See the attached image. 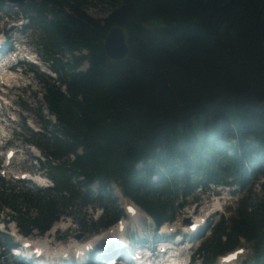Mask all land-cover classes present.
<instances>
[{"label": "trees", "instance_id": "16d2710c", "mask_svg": "<svg viewBox=\"0 0 264 264\" xmlns=\"http://www.w3.org/2000/svg\"><path fill=\"white\" fill-rule=\"evenodd\" d=\"M19 6L40 29L55 73L27 65L55 117L41 119L42 132L27 139L40 151L42 158H34L52 185L33 187L19 201L0 178V215L7 211L21 233H44L61 216L87 207L101 209L99 228L113 224L123 211L112 183L158 225L173 220L178 197L197 188L245 189L264 177V0H36ZM88 6L110 12L99 20ZM115 24L124 28L129 49L121 60L108 58L102 47ZM63 51L71 60L56 58ZM84 61L88 66L80 70ZM207 226L198 252L203 264H214L241 241L252 245L251 264H264V193L239 197L229 216ZM2 241L12 245L6 234Z\"/></svg>", "mask_w": 264, "mask_h": 264}, {"label": "rangeland", "instance_id": "374dc122", "mask_svg": "<svg viewBox=\"0 0 264 264\" xmlns=\"http://www.w3.org/2000/svg\"><path fill=\"white\" fill-rule=\"evenodd\" d=\"M2 4L3 5L0 4V37L5 39V42H12L13 39L18 38L21 42V48H28L33 53H35L38 58L42 60V62L45 63L46 55L40 44V29L36 25L32 24L31 20L27 16L28 13H24L21 7H17L16 5L9 6V4L7 3ZM86 12L94 18L101 20L105 18L110 11L107 7L88 6L86 8ZM17 20H23L24 24L27 23L26 26L22 25V28L19 27L18 29H15L11 22ZM1 32H4V35H2ZM82 53L85 54L86 51L83 50ZM74 55H78V52L73 53V56ZM56 58L62 61L66 59L71 60V55L67 51H63L57 54ZM87 65L88 64L86 62H83L79 66V69L81 70L83 68H87ZM44 67H36L34 68V70L42 73L41 70H46ZM22 69V80L19 79L21 81L15 83V85L18 87H16L14 91L12 89L7 93V96L12 95L14 105L12 109L11 107H7L6 111L9 114L15 115L17 121L16 123H12V126L14 127V131L10 136L12 138L9 139L6 143H2V147H0V176H4V179L7 180V184H5L8 187L7 190L18 195L19 201L22 200L23 195L33 192L31 190L33 187V183L32 181L30 182V180L12 181L14 179L12 176L18 175L20 172L25 174L30 172L32 174V180H36L33 176L34 174H38L41 177L46 176L44 174L45 170L39 167V164L33 157L35 155H39V157L41 158L39 150L36 147L28 145V143L26 144V140L30 138L31 131H42L41 119L49 118L51 122L55 121V117L51 115L46 108H44L41 95L42 86L37 74L35 72L27 70L26 67ZM50 71L51 75L55 77L54 72L51 69ZM17 76H19V73H17ZM228 115L231 117L232 113L228 112ZM10 146L15 150V155L10 158V163H7V160L4 159L3 156L5 154V150ZM111 186L113 189V195L118 198L117 204H119V207L123 209L125 203L128 202V199L121 194L120 189L118 188L116 183H112ZM94 188V186H91V189ZM232 188L234 189L233 192H231L232 190H228L229 188H224L223 186L210 185L207 186L206 189H196L186 198L182 196L178 197L177 202L181 203L182 207L176 209L174 220L167 224L169 230L174 229L171 233H169L170 236H172L175 231H180L186 228L183 223V220L186 218L191 221L196 218L202 217L201 219L205 220L207 216L211 214L212 210V212H214L212 213V219L215 220L220 214L224 213L225 215H228L230 211L233 212L236 209V198H239L246 193L248 194L250 191L252 192V196L254 198H259L264 193V177H257L253 182V185L247 186L245 189H240L238 187ZM215 199H219L220 204L213 206L212 202ZM6 212L7 211L4 210V212L0 215V235L6 234L8 232L9 234L10 232L15 233V230H17L13 221H10L8 224L2 223L4 220H7L5 216ZM72 213L73 219L71 217L62 216L59 219L60 221L55 223L56 225L60 224L61 226V229L57 230V232L55 233L59 238H63L67 241L70 239H74L76 242H78L77 240H79L82 243H87L91 240V237L93 235L105 231L104 229H100L97 225V221L101 216V210L99 208L97 209L94 207H87L78 210L74 209ZM89 222H91V224L93 223V227H89ZM65 225H67V229H64ZM4 229H6L7 232H5ZM50 232L52 231L49 229V231L42 234V237L50 234ZM153 232L154 230L152 222L144 216L141 220L137 218L136 221L134 220L129 222V226H127L126 229L122 230L121 232L116 231L105 234L104 237L99 242H97L94 247L97 248L99 246L108 245L112 242L113 244H115L116 241H119L118 238L135 242L133 241L135 237L137 242L146 244L148 243V239H150V235H152ZM36 234H38L36 231H31L28 237L34 238ZM204 235H207V232ZM50 236L51 234L48 235V240L50 239ZM75 236H79L80 238L76 239ZM243 244L246 251L248 252V255L245 258L247 260H250V257L252 256L251 245L247 243ZM7 249L8 247L5 242H0V256H5L4 260L1 259L3 264H24L23 262L29 263L27 262L29 261V259L37 264V261L33 260L29 253L24 252L22 258L13 259L14 255L16 254L12 251H8ZM99 250L100 251H98V253L102 252V250L104 249ZM52 253L55 254L53 251ZM97 255L98 254L95 252L94 256L96 257ZM103 258H98L97 264H106L105 262H103ZM74 259L76 260V262L73 260L69 262H62L65 259H57L55 263L51 264H80L84 262L85 256L77 255ZM39 260L41 261L43 260V258L40 257ZM109 262L110 260L107 264H109Z\"/></svg>", "mask_w": 264, "mask_h": 264}, {"label": "water", "instance_id": "95a60500", "mask_svg": "<svg viewBox=\"0 0 264 264\" xmlns=\"http://www.w3.org/2000/svg\"><path fill=\"white\" fill-rule=\"evenodd\" d=\"M9 3L34 2L35 0H4ZM105 55L111 60H121L128 55L126 33L121 25H112L108 28L102 43ZM181 207V204H179Z\"/></svg>", "mask_w": 264, "mask_h": 264}, {"label": "bare ground", "instance_id": "6f19581e", "mask_svg": "<svg viewBox=\"0 0 264 264\" xmlns=\"http://www.w3.org/2000/svg\"><path fill=\"white\" fill-rule=\"evenodd\" d=\"M18 57H20V56H18ZM4 74H5V72H1L0 73V77L3 79L4 78ZM16 176H18V175H16ZM16 176H14V177H16ZM228 200V199H227ZM218 202V201H217ZM217 202H214V205H217ZM125 208V207H124ZM138 210H134L133 212H132V217L135 219V220H137V218L138 219H142L143 218V216H144V213H142V212H139V214H138ZM62 220V219H61ZM212 220V218H208L207 219V221L209 222V221H211ZM60 221V220H59ZM58 221V222H59ZM190 222H195V221H190ZM63 225V224H62ZM55 226H58V225H54V227ZM115 226V228L117 229V230H119V228H118V226H116V224L114 225ZM77 244H79V242H77ZM57 246H59V244H56ZM74 246L72 245V247H71V249L73 248ZM79 248V247H78ZM78 248H76V250H78ZM52 251L55 253V254H53L52 253ZM59 251H60V249L59 248H51V249H49L48 251H46L47 252V254L49 255V257H51V256H56L57 257V255H60L59 254ZM45 252V253H46ZM101 252H99L98 254H100ZM71 254H73V253H71ZM148 254L149 255H153L154 253H152V252H148ZM110 259V258H109ZM96 263H98L97 261H95Z\"/></svg>", "mask_w": 264, "mask_h": 264}]
</instances>
